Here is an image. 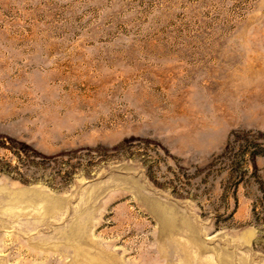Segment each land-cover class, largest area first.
Listing matches in <instances>:
<instances>
[{
  "label": "rangeland",
  "instance_id": "rangeland-1",
  "mask_svg": "<svg viewBox=\"0 0 264 264\" xmlns=\"http://www.w3.org/2000/svg\"><path fill=\"white\" fill-rule=\"evenodd\" d=\"M0 264H264V0H0Z\"/></svg>",
  "mask_w": 264,
  "mask_h": 264
}]
</instances>
